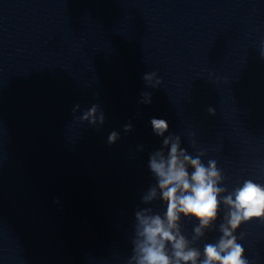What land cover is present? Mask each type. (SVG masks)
Listing matches in <instances>:
<instances>
[{
  "label": "clouds",
  "instance_id": "clouds-1",
  "mask_svg": "<svg viewBox=\"0 0 264 264\" xmlns=\"http://www.w3.org/2000/svg\"><path fill=\"white\" fill-rule=\"evenodd\" d=\"M143 80L153 88L161 84L155 72L145 73ZM142 97V103H151V93H142ZM208 112L215 115L216 110L209 107ZM80 119L95 125L103 124L105 117L93 105ZM151 125L154 134L163 140L161 147L149 156L148 167L156 183L141 197V202L149 205L159 199L166 211L160 214L151 207L135 211L132 254L126 264H249L244 247L238 243L243 233L238 237L236 232L244 223L264 220V184L248 179L229 192L221 186L226 178L215 160L205 165L201 159L204 151L192 156L181 146L179 135L165 136L169 129L165 119L152 118ZM130 130L131 124L125 125V131ZM118 138L119 134L113 131L108 142L115 143ZM221 206V235L214 243H205L201 251L195 245L213 230ZM182 218L198 221L191 239L183 234Z\"/></svg>",
  "mask_w": 264,
  "mask_h": 264
}]
</instances>
